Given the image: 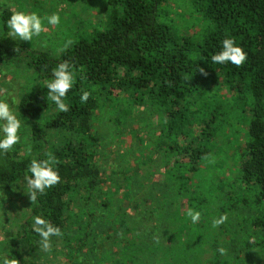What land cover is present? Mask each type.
Instances as JSON below:
<instances>
[{
	"label": "trees",
	"instance_id": "1",
	"mask_svg": "<svg viewBox=\"0 0 264 264\" xmlns=\"http://www.w3.org/2000/svg\"><path fill=\"white\" fill-rule=\"evenodd\" d=\"M90 3L103 11L101 22H86L65 52L10 37L6 21L15 11L0 10V64L20 65L31 74L16 105L20 143L0 153V201L11 200L19 183H25L33 159L53 155L62 178L36 203L28 196L29 212L22 220L7 224L5 210L0 256L20 264H49L51 256L65 251L68 264H103L99 238L101 233L112 238V224L101 221L99 213L106 214L123 188L135 195L142 192L145 179L159 171L163 179L153 180L143 200L153 206L144 212L142 200L133 197L127 206L142 215L136 218L138 228L146 227L133 241L151 239L152 244L142 246H150L153 256L167 242V251L178 253V264H238L240 252L264 246V0H192L201 25L193 36L183 31L168 0ZM228 37L248 54L242 67L211 62ZM64 61L76 82L65 98L70 110L59 112L47 99L46 84ZM84 91L91 93L87 103L80 101ZM101 110L108 112L107 135L97 127ZM134 117L137 126L131 129ZM232 120L247 126L236 188L223 196L221 209L236 221L230 229L221 225L210 232L216 213L204 190V170L223 122ZM130 134L136 136L134 145L118 155L119 162L112 161V139L121 141ZM179 201L201 213L197 223L180 216L174 208ZM36 216L63 233L51 238L50 252L42 250L41 238L32 230ZM254 252L250 258L258 259Z\"/></svg>",
	"mask_w": 264,
	"mask_h": 264
},
{
	"label": "rangeland",
	"instance_id": "2",
	"mask_svg": "<svg viewBox=\"0 0 264 264\" xmlns=\"http://www.w3.org/2000/svg\"><path fill=\"white\" fill-rule=\"evenodd\" d=\"M168 2L183 31L192 36L196 35L201 25L194 18L192 0H168ZM4 8H11L15 12H35L41 18H46L53 13L60 15L61 20L59 25H49L47 20L44 19L43 23L46 30L40 36H34L31 42H27L29 45H35L39 49L52 48L60 50L65 42L71 39L86 22L92 24L101 22L104 15L100 7L91 5L90 0H0V10ZM30 77V72L23 66L0 64V101L8 102L17 118L16 105L22 92L30 85ZM234 113L236 115L240 114L238 111H234ZM150 119L152 120L153 118L150 117ZM136 121L135 117L133 120L130 119L129 124L131 129L137 126ZM109 123L108 112L101 110L97 122L98 129L107 135L111 130ZM246 127L244 122L233 120L231 124L223 122V129L220 131L217 140V148L204 170L205 182L203 185L206 187L204 190L207 191V195H211L213 212L216 213V216L213 215L209 221L208 227L210 228V232H217L221 225L229 227L232 226L231 224L233 226L235 224L236 220L232 214H227V221L218 227L214 228L212 221L225 214L221 210L223 199L228 192L236 188L239 148L245 139ZM135 138L134 134H130L121 141L112 139L109 146V152H114L112 161L119 162L118 155H124L125 152L128 153L129 145L131 143L134 145ZM154 179L162 180L163 174H160L158 171L156 175L153 173L150 177L146 178V188L136 195L131 194L128 188H123L122 191L115 195L118 200L105 211L106 214L102 215V212L99 213L101 221L112 224L108 228V232L112 235V238L106 237L105 233H101L102 235L99 238L103 242L99 245V254L101 258L105 259L103 264H178L177 262L175 263L174 259L178 257V253L175 251L168 252L167 247L169 244L167 242L160 249L159 255L153 256L149 250L150 246L146 247L145 244L142 246V242L144 243L145 241L148 244H152L153 241L151 239L145 238L144 240H140L142 239L140 238L133 241L134 235H143L146 227L141 224V228H138L140 224L136 218H142V215L139 214L138 216L133 209H128L127 206L132 203L131 198L133 197L136 200H142L141 204H143L142 209L144 212L149 210L153 206V203H143V200L145 196L149 197L146 191L150 189L149 187ZM27 191L26 184L23 182L19 183L14 192L10 194L11 200L0 201V217L8 209L7 212L9 213L10 220L7 221V224L22 220L29 212L30 205ZM174 208L176 210L177 208L179 209L181 217L187 216L186 213L189 207L185 201L176 202ZM134 215L136 217L131 219V216ZM144 224L147 225V223ZM193 230L196 231L197 229L193 228ZM195 233L197 234L198 232ZM0 236H2L1 230ZM104 247L106 249H103ZM252 251H255L254 255H257L258 259L250 258ZM247 252H240L241 256L238 264H264V246H256L253 250ZM184 253L182 252L180 255ZM66 259L67 255L65 251H62L51 256L49 264H68Z\"/></svg>",
	"mask_w": 264,
	"mask_h": 264
},
{
	"label": "clouds",
	"instance_id": "3",
	"mask_svg": "<svg viewBox=\"0 0 264 264\" xmlns=\"http://www.w3.org/2000/svg\"><path fill=\"white\" fill-rule=\"evenodd\" d=\"M46 19L49 25H59L61 17L58 13L41 18L39 14L32 12L26 13L23 11L13 12L9 19L6 21L7 28L9 30V36L13 38H19L25 42H31L34 36H40L44 32L45 26L43 20ZM73 44V41L69 39L60 49L61 52H65ZM17 51V49H16ZM248 54L244 51L243 47L239 46L234 38L228 37L222 41V49L211 56V62L214 64H227L231 63L237 68L242 67L247 61ZM71 65L68 61H64L58 64L53 70V79L47 82L46 87L48 89L47 99L51 100L57 106L59 112H68L70 107L65 103V98L68 92L73 88L76 82L74 73L70 70ZM199 73L204 77L208 76V72L205 68L200 67ZM91 93L84 91L80 97L81 103H87ZM22 127L21 120L17 118L12 111L10 104L5 101H0V153H8L13 147L20 143V129ZM31 151V148L28 149ZM58 161L56 158L48 154L47 159L37 160L33 159L29 165L28 171L30 175L24 176V181L27 184L31 203H36L39 196L45 195L47 189H51L61 183V176L54 167ZM187 216L191 218L192 223H197L200 220L201 213L189 209ZM228 219L227 214L221 215L218 219L212 221V226L218 227L225 223ZM32 230L39 235L40 244L42 250L50 252L52 250L51 238L62 237L63 233L61 229L54 226L47 219L42 216L34 217V223L32 224ZM221 255L224 254V249H219ZM0 264H20L16 258H10L8 255L0 256Z\"/></svg>",
	"mask_w": 264,
	"mask_h": 264
}]
</instances>
